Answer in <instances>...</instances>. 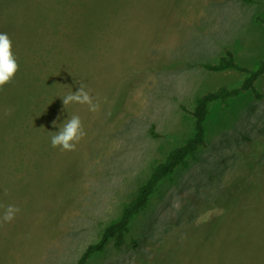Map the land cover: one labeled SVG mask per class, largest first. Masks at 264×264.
I'll return each mask as SVG.
<instances>
[{"label":"rangeland","instance_id":"1","mask_svg":"<svg viewBox=\"0 0 264 264\" xmlns=\"http://www.w3.org/2000/svg\"><path fill=\"white\" fill-rule=\"evenodd\" d=\"M252 1L0 0V33L19 65L0 90V126L23 85L38 90L23 125L0 136V264H76L100 241L192 137L182 107L244 79L203 66L226 49L250 69L264 61V0ZM40 76L51 81L43 94ZM80 83L97 112L64 107ZM257 88L261 100L245 93L211 107L207 148L161 183L120 250L112 241L87 264H264V76ZM71 115L86 136L75 151L53 148V122ZM9 205L20 211L3 222Z\"/></svg>","mask_w":264,"mask_h":264},{"label":"trees","instance_id":"2","mask_svg":"<svg viewBox=\"0 0 264 264\" xmlns=\"http://www.w3.org/2000/svg\"><path fill=\"white\" fill-rule=\"evenodd\" d=\"M241 1L245 3H253L252 0ZM257 21L264 24V19L262 17H258ZM45 59L46 58H44V60ZM203 67L211 73L235 71L242 74L244 79L236 87L220 86L215 90L203 93L194 101V107L192 110L187 107H182L183 111L189 114L194 121L192 137L186 140L180 147L170 151L166 158L153 168L148 181L140 187L136 197L126 207L121 218L104 230L98 243L91 244L85 249L76 264H87L93 256L103 253L112 241L115 243V247L118 250L125 245L126 236L130 233L132 221L148 208L152 197L161 183L174 175L180 168L186 167L190 158L195 157L200 151L207 148V121L213 105L218 103H228L245 93H250L256 100H261L263 98V95L257 88V83L264 76V61L260 62L254 69H250L240 65L236 61L235 53L230 49H226L216 63L207 64ZM36 82L43 85L41 86L42 89L39 91V94L46 93L47 87H50L51 85V81L47 83L46 77L43 78L40 76L37 78ZM20 89L26 90V94L17 92L16 97L13 99L20 101L21 106H14V108L10 106L9 108H6L14 115L11 119L5 121V123L0 126V136L2 139L3 137H8V131L13 132V129H15L16 126L23 125L22 123H19L21 120H17V118L20 119L21 115H23L27 109L32 111L33 109H31L29 103L35 98H38V90H36L32 84L29 83V85H23ZM23 99L26 100L27 103H23ZM13 100L10 101V103L13 102ZM41 104L45 105L46 102L43 101L39 103L38 106L36 105V108L39 107L40 110L36 109L35 112L45 109ZM151 133L154 137L159 136L154 132V129L151 130ZM15 138H17L16 135ZM5 144H7L6 140ZM17 146L20 145L17 143Z\"/></svg>","mask_w":264,"mask_h":264},{"label":"clouds","instance_id":"3","mask_svg":"<svg viewBox=\"0 0 264 264\" xmlns=\"http://www.w3.org/2000/svg\"><path fill=\"white\" fill-rule=\"evenodd\" d=\"M19 70V65L12 52V41L6 33H0V90L9 84ZM65 108L72 104L86 105L90 112L99 110V98H95L86 90V85L80 83L78 90L69 92L61 97ZM53 127H59V131L50 132L51 145L61 151H75L76 145L86 136L81 118L71 115L61 125L53 122ZM20 209L14 205L7 206L2 217L3 222H11L15 219Z\"/></svg>","mask_w":264,"mask_h":264}]
</instances>
